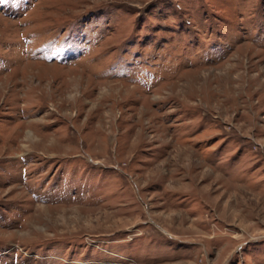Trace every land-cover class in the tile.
Instances as JSON below:
<instances>
[{"label":"rangeland","instance_id":"1","mask_svg":"<svg viewBox=\"0 0 264 264\" xmlns=\"http://www.w3.org/2000/svg\"><path fill=\"white\" fill-rule=\"evenodd\" d=\"M0 264H264V0H0Z\"/></svg>","mask_w":264,"mask_h":264},{"label":"bare ground","instance_id":"2","mask_svg":"<svg viewBox=\"0 0 264 264\" xmlns=\"http://www.w3.org/2000/svg\"><path fill=\"white\" fill-rule=\"evenodd\" d=\"M31 136V135H30Z\"/></svg>","mask_w":264,"mask_h":264}]
</instances>
